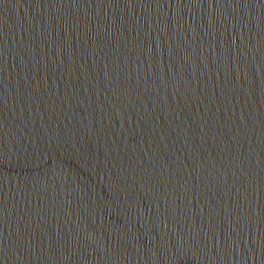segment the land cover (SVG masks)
I'll return each mask as SVG.
<instances>
[{"label":"water","instance_id":"water-1","mask_svg":"<svg viewBox=\"0 0 264 264\" xmlns=\"http://www.w3.org/2000/svg\"><path fill=\"white\" fill-rule=\"evenodd\" d=\"M0 264H264V0H0Z\"/></svg>","mask_w":264,"mask_h":264}]
</instances>
